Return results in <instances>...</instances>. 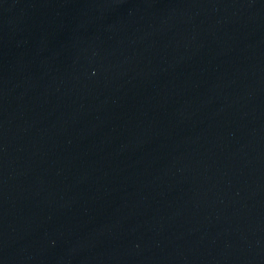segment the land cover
<instances>
[{"label":"water","instance_id":"1","mask_svg":"<svg viewBox=\"0 0 264 264\" xmlns=\"http://www.w3.org/2000/svg\"><path fill=\"white\" fill-rule=\"evenodd\" d=\"M0 264H264V0H0Z\"/></svg>","mask_w":264,"mask_h":264}]
</instances>
